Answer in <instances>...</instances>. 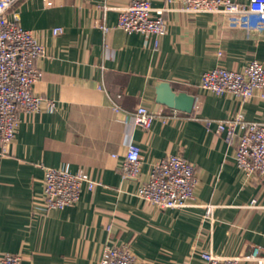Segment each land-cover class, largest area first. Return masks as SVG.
<instances>
[{
  "label": "crops",
  "instance_id": "0c3cea01",
  "mask_svg": "<svg viewBox=\"0 0 264 264\" xmlns=\"http://www.w3.org/2000/svg\"><path fill=\"white\" fill-rule=\"evenodd\" d=\"M130 1L20 3V26L37 33L45 51L34 86L43 103L39 113L21 115L10 154L0 158V257L98 264L106 247L127 245L143 264H203L201 252H264V183L245 177L225 134L216 133V122L232 117L239 101L200 88L202 74L214 67L241 71L253 60L264 67V32L227 28L221 16H187L175 2L163 15L164 37L127 35L116 28V9ZM97 20L109 29L96 27ZM55 28L61 34L53 35ZM160 83L193 96L192 112L158 104ZM138 105L156 114L149 131L132 123ZM244 115L264 122V100L246 103ZM192 116L198 121L187 120ZM129 143L141 153L136 180L121 173ZM171 154L196 166L192 207L161 210L137 196L152 164ZM44 168L84 172L99 185L84 187L72 206L45 211ZM207 205L214 207L211 220Z\"/></svg>",
  "mask_w": 264,
  "mask_h": 264
},
{
  "label": "built area",
  "instance_id": "2783aa9c",
  "mask_svg": "<svg viewBox=\"0 0 264 264\" xmlns=\"http://www.w3.org/2000/svg\"><path fill=\"white\" fill-rule=\"evenodd\" d=\"M24 0H0V158L10 154L21 123L22 114L41 111L43 99L34 92L41 78L36 61L45 55L37 33L19 24V6ZM52 7L54 0H42ZM163 6L154 8L150 0H131L117 8L116 28L127 35L140 34L162 38L167 33L164 13L178 2L181 11L190 17L203 14L221 16L226 27L246 32H264V0H162ZM95 26L106 32L109 28L101 20ZM62 30L52 29L53 35ZM157 43H155L156 45ZM200 88L215 95L230 94L239 101L232 117L216 122V133L225 134V142L234 148L236 166L248 180L264 183V122L248 121L244 105L254 98L264 100V67L251 61L241 71L214 67L202 74ZM118 107L114 108L118 111ZM176 113V112H174ZM156 114L138 105L132 113V123L149 131ZM187 120L198 121L194 116ZM207 123L206 125H208ZM140 148L129 143L121 164L124 179L136 180L141 175ZM194 163L180 155H167L152 164L146 181L141 182L137 196L158 209H186L194 206L197 185ZM99 183L84 172L44 168L43 195L40 205L45 211L62 210L74 205L85 187L92 191ZM255 204L252 201L251 206ZM204 217L212 218L214 207L204 206ZM203 264H264V252L258 246L249 253L235 257H218L201 252ZM21 256L4 254L0 264H21ZM98 264H143L127 245L106 247Z\"/></svg>",
  "mask_w": 264,
  "mask_h": 264
},
{
  "label": "water",
  "instance_id": "95a60500",
  "mask_svg": "<svg viewBox=\"0 0 264 264\" xmlns=\"http://www.w3.org/2000/svg\"><path fill=\"white\" fill-rule=\"evenodd\" d=\"M156 102L175 111L190 114L195 98L185 92H174L168 83H160L156 86Z\"/></svg>",
  "mask_w": 264,
  "mask_h": 264
}]
</instances>
